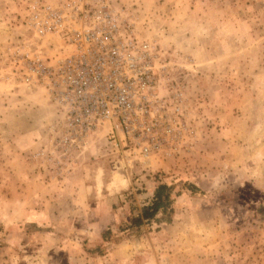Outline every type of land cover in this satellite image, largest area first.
I'll return each mask as SVG.
<instances>
[{
	"label": "rangeland",
	"instance_id": "1",
	"mask_svg": "<svg viewBox=\"0 0 264 264\" xmlns=\"http://www.w3.org/2000/svg\"><path fill=\"white\" fill-rule=\"evenodd\" d=\"M56 1L0 0V264H264V0H111L180 80L186 132L119 165L94 136L61 168V114L10 64ZM159 183L167 207L133 225Z\"/></svg>",
	"mask_w": 264,
	"mask_h": 264
},
{
	"label": "built area",
	"instance_id": "2",
	"mask_svg": "<svg viewBox=\"0 0 264 264\" xmlns=\"http://www.w3.org/2000/svg\"><path fill=\"white\" fill-rule=\"evenodd\" d=\"M24 23L30 37L16 44L11 73L18 84L42 87L61 114L49 157L56 167L70 165L94 136L113 165L178 148L186 132L182 84L167 77L154 40L138 35L111 0L34 4Z\"/></svg>",
	"mask_w": 264,
	"mask_h": 264
},
{
	"label": "trees",
	"instance_id": "3",
	"mask_svg": "<svg viewBox=\"0 0 264 264\" xmlns=\"http://www.w3.org/2000/svg\"><path fill=\"white\" fill-rule=\"evenodd\" d=\"M170 189L171 186L166 183L157 184L150 204L142 207L140 215L131 218L133 225H140L142 220L152 219L160 209H165L170 198Z\"/></svg>",
	"mask_w": 264,
	"mask_h": 264
},
{
	"label": "crops",
	"instance_id": "4",
	"mask_svg": "<svg viewBox=\"0 0 264 264\" xmlns=\"http://www.w3.org/2000/svg\"><path fill=\"white\" fill-rule=\"evenodd\" d=\"M151 194L153 195V192H151ZM152 195H151V198H152ZM151 198H149V201L151 200Z\"/></svg>",
	"mask_w": 264,
	"mask_h": 264
}]
</instances>
